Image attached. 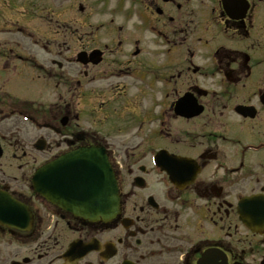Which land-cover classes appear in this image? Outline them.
Here are the masks:
<instances>
[{"label":"flooded vegetation","instance_id":"flooded-vegetation-1","mask_svg":"<svg viewBox=\"0 0 264 264\" xmlns=\"http://www.w3.org/2000/svg\"><path fill=\"white\" fill-rule=\"evenodd\" d=\"M133 1L140 26L79 30L77 59L59 45L43 63L0 45V191L32 214L23 228L0 223V264H264V231L244 230L236 211L264 193V0ZM149 21L157 39H141ZM36 94L56 130L41 151L20 145L11 119L36 117ZM77 143L105 145L116 170L121 211L106 223L32 189L35 154ZM152 154L160 169L172 155L181 179L157 174Z\"/></svg>","mask_w":264,"mask_h":264},{"label":"water","instance_id":"water-1","mask_svg":"<svg viewBox=\"0 0 264 264\" xmlns=\"http://www.w3.org/2000/svg\"><path fill=\"white\" fill-rule=\"evenodd\" d=\"M73 157H71L70 162L74 161L72 160ZM69 162V163H70ZM76 164H79L78 160L76 159L74 161ZM97 165H94L92 167H81V171L75 172V171H69L68 173H62V168L56 167L55 172L53 173L54 178V184L53 192L54 193H61L62 198H64L67 194V192L63 193V189L66 188L69 189V186L71 190H79L80 185L84 182V184H88V186H91L92 181L94 180L97 184V191L94 197H92L91 200L86 201L83 206L78 205V203H74L77 206H73L72 209H74V213L81 214L83 217L88 218H103L107 219L110 215V213L113 214L115 210L111 212L113 209V206L117 202L116 195L114 197V188L115 183L113 180V176L110 172L109 165L107 161L104 158H99ZM46 169V168H45ZM45 169H41L38 171V181L41 184H45L43 175L45 172ZM92 187V186H91ZM105 194V198H102V196ZM98 196V197H97ZM109 196V197H108ZM70 201L73 202L72 197L69 198ZM79 207V208H78ZM247 224H250L247 222Z\"/></svg>","mask_w":264,"mask_h":264},{"label":"rangeland","instance_id":"rangeland-1","mask_svg":"<svg viewBox=\"0 0 264 264\" xmlns=\"http://www.w3.org/2000/svg\"><path fill=\"white\" fill-rule=\"evenodd\" d=\"M111 1L113 2L114 0H111ZM79 3H81L84 6L83 11H79V9H78ZM42 6H44L46 8H50L53 11L66 9L65 14L62 13L60 15V21H55L53 19L49 20V24L51 25V29H52L51 30L52 34L55 36H57L59 34L56 31L58 29L56 27V24L60 28V30L62 31L63 29H65V27H68V29H72L71 26L79 25L80 21H82L81 22L82 25H84L86 28L89 27V24L92 25L91 26V28H92L98 22H100L102 20H108L109 19L108 14L103 13L102 0H42ZM20 8L21 7H19V6L17 7V9H20ZM17 9L13 8L10 11H8L6 14H4V16L2 17V20L9 21L7 19V17L14 14L13 17H16L19 19V21L15 22V24L16 25H22V26L25 25L26 22L23 20V18L21 19L20 17H18L19 16L18 11H20V10L17 11ZM4 10H5V7L2 9L0 6V14ZM134 17L136 19V16H134ZM113 19H114V23L118 24V25L121 23L122 24H130L129 21L128 22L126 21V18L122 19L121 15H114L113 14ZM38 23L41 25H45L46 21L40 20V21H38ZM0 27H1V25H0ZM131 28H133V27L131 26ZM147 35H148V37L151 38V35L149 34V32H147ZM34 37H32V39H45V38H40V37L36 36V34H34ZM2 38H4V39L9 38L10 40H17V46H19V47H17L18 49H20V47L22 45L29 44V39H31V38L23 36L19 32H15V31L8 32V33H0V39H2ZM75 45H77V44H74V48H72L73 47L72 44L69 45L72 48L70 50V52L73 53L75 51L74 50ZM35 49L37 50V53H36L37 55L43 56V53H39L37 47ZM21 91H24V90H21ZM44 132H45V129L42 130L43 136H44ZM37 135H38V132L34 131V130L30 131V132H26L23 129L20 133V137L22 139H27L28 137H36Z\"/></svg>","mask_w":264,"mask_h":264}]
</instances>
